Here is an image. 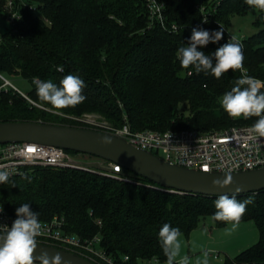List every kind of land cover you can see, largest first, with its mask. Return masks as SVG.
Here are the masks:
<instances>
[{"label": "trees", "instance_id": "trees-1", "mask_svg": "<svg viewBox=\"0 0 264 264\" xmlns=\"http://www.w3.org/2000/svg\"><path fill=\"white\" fill-rule=\"evenodd\" d=\"M160 1L165 5V26L151 17L148 0H15L23 8L22 17L0 32V122L73 127L72 121L38 110L34 104L52 106L39 100L33 82L39 78L58 85L72 74L85 82L86 100L76 107L52 108L64 115L99 114L115 128L124 127L127 118L134 132L208 133L254 124L256 117L229 118L218 99L242 73L264 83V13L245 0ZM6 2L0 0L3 19ZM251 12L257 19L253 34L242 39V70H230L217 79L210 72L180 66L176 51L188 44L193 28L224 30L219 42L198 49L210 55L230 39L233 19ZM9 77L31 84L27 97L4 87L3 79ZM247 197L253 203L240 223H254L260 239L227 264H264V192L237 199ZM214 201L170 193L124 169L113 177L94 169L37 168L32 175L0 184V206L14 214L29 203L42 221L64 218L69 235H99L101 248L115 264H166L158 240L161 226L168 223L189 237L212 218ZM215 222L220 228L230 224Z\"/></svg>", "mask_w": 264, "mask_h": 264}, {"label": "clouds", "instance_id": "clouds-1", "mask_svg": "<svg viewBox=\"0 0 264 264\" xmlns=\"http://www.w3.org/2000/svg\"><path fill=\"white\" fill-rule=\"evenodd\" d=\"M246 5L264 13V0H245ZM207 23L205 19L203 21ZM224 35V30L208 31L202 28H193L188 44L180 46L176 51L177 59L183 69L194 68L196 73L210 72L219 79L227 72L242 70L244 65L243 44L235 36L218 47L214 53L205 54L198 50L209 43L219 42ZM213 59L215 62H213ZM57 71L63 72V67ZM36 94L40 101L50 104L52 108L63 110L76 107L86 100L83 90L85 82L76 75H65L57 85L51 80L34 78ZM264 83L242 73L235 81V86L225 92L219 99L223 111L231 119H249L256 117L250 132L257 138H264ZM104 144H111V139L105 137ZM9 172L0 169V184L9 180ZM233 183L232 176L226 175L224 179H214L212 186L223 189ZM242 191L236 187L231 196L220 194L214 201L216 211L212 215L214 221L230 223L234 230L247 211V206L253 203L252 197L237 199ZM2 211V210H0ZM17 219L12 225L0 226V264H62L60 254L49 257L47 252L35 256L37 249V237L42 235V224L38 219V213H33L29 203H24L16 209ZM230 231V230H229ZM182 233L178 227L165 223L158 232V240L162 251L166 256V264H190L189 257L183 256L179 260ZM208 252H203V259L198 258L196 264H209Z\"/></svg>", "mask_w": 264, "mask_h": 264}, {"label": "built area", "instance_id": "built-area-1", "mask_svg": "<svg viewBox=\"0 0 264 264\" xmlns=\"http://www.w3.org/2000/svg\"><path fill=\"white\" fill-rule=\"evenodd\" d=\"M148 8L151 17L165 26V5L160 0H148ZM22 9V6L16 5L15 0H7L5 11L11 25H16L21 19ZM177 30L176 26L172 27V31ZM238 41L242 43V39ZM3 80L4 87L11 86L23 95L9 81ZM252 125H237L208 133L193 129L134 132L126 118L124 127H110L105 132L124 138L130 144L151 152L166 162L203 173L229 174L264 168V138H257L250 132ZM76 155L64 149L37 144L0 145V169L9 172V180L32 175L37 168L88 170L79 165ZM105 163L106 170L102 174L115 177L123 173L122 166ZM0 210V226L10 227L17 219L16 213L12 214L3 206H0ZM39 221L42 224V235L37 237L38 243L67 250L95 264H115L101 249L102 239L99 235L92 239L69 235L66 233V220L60 217L51 221ZM99 225L102 223L99 222ZM128 260L127 257L126 261Z\"/></svg>", "mask_w": 264, "mask_h": 264}, {"label": "water", "instance_id": "water-1", "mask_svg": "<svg viewBox=\"0 0 264 264\" xmlns=\"http://www.w3.org/2000/svg\"><path fill=\"white\" fill-rule=\"evenodd\" d=\"M105 137L111 139V144L102 142ZM8 144H37L95 157L120 165L170 193L216 199L220 194L233 195L236 187L242 189L237 197L264 192V168L229 173L233 183L223 189L214 188V179H224L229 174L203 173L178 166L130 144L124 138L93 129L39 122H0V145ZM42 252H47L49 257L60 254L62 264H95L67 250L38 243L35 256Z\"/></svg>", "mask_w": 264, "mask_h": 264}, {"label": "rangeland", "instance_id": "rangeland-1", "mask_svg": "<svg viewBox=\"0 0 264 264\" xmlns=\"http://www.w3.org/2000/svg\"><path fill=\"white\" fill-rule=\"evenodd\" d=\"M256 19L257 13L255 12H251L245 17L234 18L232 25L229 28V34L235 36L237 40L248 37L254 32L253 24ZM10 26L11 24L7 19L0 17L1 33ZM8 80L12 86L22 93H25H23L24 98L27 97V94L31 90V84L29 82H26L19 77H9ZM34 105H36L40 112H44L47 115L56 114L66 120L72 121V125H74L73 127L87 128L103 132H105L107 128L113 127L99 114L92 113L76 117L56 112L51 107L38 104ZM3 116L2 119H9L5 117V115ZM76 158L78 159L79 165L82 167L99 170L101 172L106 170V163L101 159L82 154H77ZM231 228V224L224 228H220L211 217L206 218L200 224L199 228L193 231L189 237L181 235V251L177 260L183 256H187L189 257L190 264H196L198 258L203 259V252L206 251L208 252L207 259L209 264H227L229 260L235 259L240 253L256 245L260 239L259 231L252 222L239 223L234 230H231ZM137 264L141 263L137 262Z\"/></svg>", "mask_w": 264, "mask_h": 264}]
</instances>
